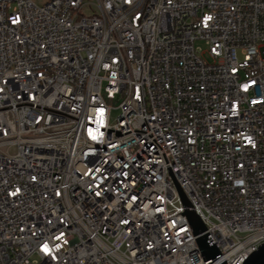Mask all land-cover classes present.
<instances>
[{"label": "built area", "instance_id": "built-area-1", "mask_svg": "<svg viewBox=\"0 0 264 264\" xmlns=\"http://www.w3.org/2000/svg\"><path fill=\"white\" fill-rule=\"evenodd\" d=\"M261 243L264 0H0V264Z\"/></svg>", "mask_w": 264, "mask_h": 264}, {"label": "water", "instance_id": "water-1", "mask_svg": "<svg viewBox=\"0 0 264 264\" xmlns=\"http://www.w3.org/2000/svg\"><path fill=\"white\" fill-rule=\"evenodd\" d=\"M185 203L190 205L187 200ZM186 213L190 219L195 235H200L197 241L205 259L215 258L219 254V251L216 246L209 245L207 235L204 234L206 231L204 223L194 211L187 210ZM208 264H227V262L223 256H220ZM242 264H264V243H261L256 250L251 252Z\"/></svg>", "mask_w": 264, "mask_h": 264}, {"label": "rangeland", "instance_id": "rangeland-1", "mask_svg": "<svg viewBox=\"0 0 264 264\" xmlns=\"http://www.w3.org/2000/svg\"><path fill=\"white\" fill-rule=\"evenodd\" d=\"M35 3H37V4H42L43 2H45L46 0H33ZM85 12H86V14H90V13H92V11H91V9H85ZM199 46H201V52H205V54H204V57L207 59V60H209V61H211L210 60V57H209V55L206 53V50H207V47L205 46V45H200L199 44ZM240 57L242 58V55H240ZM113 104H115L114 106H118V101H114V102H112ZM118 114H119V111H118V109H114L113 111H112V117H111V119H112V121H114L115 119H116V117L118 116Z\"/></svg>", "mask_w": 264, "mask_h": 264}]
</instances>
